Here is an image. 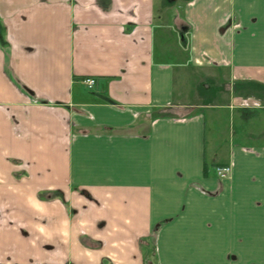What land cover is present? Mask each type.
<instances>
[{"label":"crops","instance_id":"1","mask_svg":"<svg viewBox=\"0 0 264 264\" xmlns=\"http://www.w3.org/2000/svg\"><path fill=\"white\" fill-rule=\"evenodd\" d=\"M0 264H264V0H0Z\"/></svg>","mask_w":264,"mask_h":264},{"label":"rangeland","instance_id":"2","mask_svg":"<svg viewBox=\"0 0 264 264\" xmlns=\"http://www.w3.org/2000/svg\"><path fill=\"white\" fill-rule=\"evenodd\" d=\"M219 111H221V109H219ZM222 111L226 113L225 110H222ZM254 119L255 118L253 117L249 119L250 125L253 124ZM207 120H208V130H207L206 152H207L208 160L213 162L215 157H214V140L212 139V136L215 134V132H217L219 136L221 135L223 136L221 139H222V143L224 144L223 148H225L226 147L225 145H228L227 143L230 141L233 131L236 132L235 137L240 138V135H241L240 132L244 130V125L246 124V122L243 121V117L241 115H238V116L236 115L235 117L232 115V117L229 118L228 120L223 117L222 121H219L218 124L216 125L215 121L211 119V110L207 111ZM211 123L214 125L212 126ZM227 132L229 133L228 135H226ZM213 167H212V170L215 172V164Z\"/></svg>","mask_w":264,"mask_h":264},{"label":"built area","instance_id":"3","mask_svg":"<svg viewBox=\"0 0 264 264\" xmlns=\"http://www.w3.org/2000/svg\"><path fill=\"white\" fill-rule=\"evenodd\" d=\"M85 82L87 83V85L89 87H92L96 83V80L93 78H88L85 80ZM232 170H233V167H232V164H230V163L229 164H223V165H217L215 167V172H216L217 176L219 178H222V179L229 178L232 174Z\"/></svg>","mask_w":264,"mask_h":264},{"label":"trees","instance_id":"4","mask_svg":"<svg viewBox=\"0 0 264 264\" xmlns=\"http://www.w3.org/2000/svg\"><path fill=\"white\" fill-rule=\"evenodd\" d=\"M217 165H223V164H217ZM217 165H216V166H217ZM216 166H215V167H216ZM205 174H206V175L208 174V169H207V170L205 169Z\"/></svg>","mask_w":264,"mask_h":264},{"label":"flooded vegetation","instance_id":"5","mask_svg":"<svg viewBox=\"0 0 264 264\" xmlns=\"http://www.w3.org/2000/svg\"><path fill=\"white\" fill-rule=\"evenodd\" d=\"M183 29H184V30H186V29H187V27H186V26H183Z\"/></svg>","mask_w":264,"mask_h":264}]
</instances>
